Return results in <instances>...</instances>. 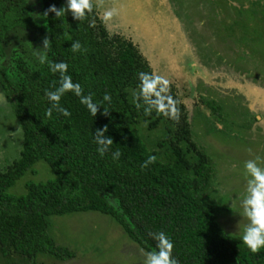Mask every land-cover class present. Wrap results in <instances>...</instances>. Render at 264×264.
<instances>
[{
    "label": "trees",
    "instance_id": "trees-1",
    "mask_svg": "<svg viewBox=\"0 0 264 264\" xmlns=\"http://www.w3.org/2000/svg\"><path fill=\"white\" fill-rule=\"evenodd\" d=\"M50 5L60 8L66 0H38L34 11L29 0H0V85L22 131L18 156L0 169V256L14 255L25 264H39L40 255L72 258L74 251L48 231L47 218L97 211L146 252L156 250L150 234L165 232L179 264H264V248L252 253L241 242L242 234L219 224L218 217L229 210L228 200L215 193L220 189L214 161L192 139L188 109L173 85L170 94L178 102V121L155 110L146 116L143 102L139 110L133 103L138 73L152 72L138 47L124 35L110 33L95 9L83 21L70 12L60 17L49 13L47 23L35 20V14ZM263 8L237 7L255 19ZM29 33L35 34L38 48L48 37V60L67 63L66 74L99 105L96 116L73 92L59 102L70 116L55 108L51 117L46 115L52 102L45 93L59 87L60 73L39 62ZM75 41L81 50L73 52ZM105 94L111 102L103 100ZM207 105L213 120L222 115L215 101ZM105 125L113 144L101 156L95 131ZM144 131L161 135L151 140ZM117 151L120 156L114 159ZM149 156H155V162L142 168ZM40 161L51 177L27 178L23 193L9 191L24 174L35 175L34 165Z\"/></svg>",
    "mask_w": 264,
    "mask_h": 264
},
{
    "label": "rangeland",
    "instance_id": "rangeland-1",
    "mask_svg": "<svg viewBox=\"0 0 264 264\" xmlns=\"http://www.w3.org/2000/svg\"><path fill=\"white\" fill-rule=\"evenodd\" d=\"M29 2L33 11L38 10V0ZM242 4L264 7V0H106L98 11L107 30L131 40L152 72L170 80L177 90L188 109L192 139L214 161L220 189L215 193L228 200L229 210L218 222L238 234L248 223L237 199L246 187L244 162L260 156L264 167V8L255 19L237 9ZM112 8L116 14L105 20L104 12ZM34 35L26 37L35 50ZM0 92L5 96L1 85ZM209 100L221 106L216 120ZM144 132L151 140L161 135ZM21 144L22 131L10 101L0 103V169L18 156ZM42 165L35 163L37 173L24 174L9 191L23 193L27 178L51 177L49 167L47 171ZM47 219L50 234L73 250L74 257L40 255L39 264H143L146 251L105 214L86 211ZM26 262L14 255L0 256V264Z\"/></svg>",
    "mask_w": 264,
    "mask_h": 264
},
{
    "label": "clouds",
    "instance_id": "clouds-1",
    "mask_svg": "<svg viewBox=\"0 0 264 264\" xmlns=\"http://www.w3.org/2000/svg\"><path fill=\"white\" fill-rule=\"evenodd\" d=\"M105 2L106 0H66V5L60 8L50 5L43 13L35 14V20L42 19L47 23L49 13H54L55 17H60L70 12L73 19L83 21L88 18L89 14L94 12V9L97 11L102 10ZM116 12L115 8L105 11L104 19L110 20ZM90 26H94V22L90 23ZM50 43L48 37L45 36L42 41L43 47L34 50V54L41 64L48 63L51 72L60 73L59 87L55 91H47L45 93L47 99L52 102V107L46 110V115L51 117L53 108H55L63 116H70L71 113L61 107L59 102L66 92H73L80 98V103L85 105L93 116H96L100 108L99 105L93 102L91 93L84 95L82 86L79 83H73L71 76L66 74L68 70L67 63L48 60L47 50L50 48ZM71 48L73 52L79 51L81 50V44L79 41H75L71 44ZM138 79L137 90L133 91V103L135 107L139 110L142 107V101L144 106L143 111L146 116L151 115L152 111L155 110L157 115L178 121V102L170 94L171 81L152 72H139ZM103 100L111 102L110 95L105 94ZM0 103H8L2 92H0ZM108 114L109 112L107 111H103L102 113L105 116ZM19 130L16 129V131ZM107 131L106 125L102 129L95 131V142L99 145L97 151L101 156L113 144V139L105 135ZM119 156V151L113 153L114 159H118ZM261 159L260 156H256L254 159L244 162L247 177L246 187L244 192L237 197L243 215L248 220L240 239L243 245L252 253H258L261 248H264V167L260 166L259 162ZM155 160V156H149L141 167L145 168L149 164L154 163ZM150 235L157 241L156 250L143 253V264H179V261L172 255L174 244L171 238L163 231L151 233Z\"/></svg>",
    "mask_w": 264,
    "mask_h": 264
}]
</instances>
